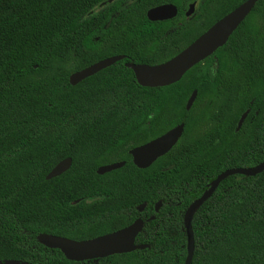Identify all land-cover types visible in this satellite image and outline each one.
I'll use <instances>...</instances> for the list:
<instances>
[{"label": "trees", "instance_id": "1", "mask_svg": "<svg viewBox=\"0 0 264 264\" xmlns=\"http://www.w3.org/2000/svg\"><path fill=\"white\" fill-rule=\"evenodd\" d=\"M242 1L0 0V260L183 264L185 207L222 170L264 161V0L173 83L141 86L123 63L170 58ZM165 3L174 17L146 18ZM116 54L123 57L68 82L71 72ZM179 123L168 151L144 168L131 162L130 148ZM65 157L67 169L45 179ZM135 218L142 227L133 242L144 247L128 252L74 261L36 240L87 239ZM190 224L189 264H264V170L221 179Z\"/></svg>", "mask_w": 264, "mask_h": 264}, {"label": "water", "instance_id": "2", "mask_svg": "<svg viewBox=\"0 0 264 264\" xmlns=\"http://www.w3.org/2000/svg\"><path fill=\"white\" fill-rule=\"evenodd\" d=\"M255 0H244L230 11L222 15L203 32L197 35L192 41L180 49L170 58L155 64L134 63L126 61L123 65L129 68L136 82L141 86L157 87L164 86L178 80L181 75L192 65L201 61L210 55L217 47L221 46L235 29V27L243 20L246 14L254 5ZM194 2H190L184 15L187 17L193 11ZM176 8L173 4L165 3L153 6L146 10L145 16L149 20H164L174 17ZM123 55H109L101 58L81 69L71 72L68 75V82L75 84L79 80L95 73L96 71L114 63L121 59ZM195 97V90H192L185 102L187 110L192 104ZM247 111L240 114L234 130H237L241 125ZM183 124L179 123L172 128L166 130L162 134L134 146L128 150L131 157V162L138 168L147 167L157 157L168 151L176 142L182 132ZM70 164V158L65 157L55 163L50 170L45 174L44 178L49 179L63 172ZM123 161L111 162L103 164L95 169L97 174L107 172L109 170L120 167ZM264 170V161L250 167H231L226 168L216 174V176L207 185V188L202 193L194 198L184 209L182 221L186 233V253L183 264H189L193 251V236L191 230V216L196 208L207 199L213 192L221 179L230 174H247L252 175ZM160 202L154 204V211L158 209ZM143 204L137 207L141 210ZM153 216H150L151 219ZM142 227V219L135 218L131 223L115 229L113 231L103 233L91 238L74 240L64 236H58L49 233H38L36 240L40 244L49 247L57 248L65 258L74 261L101 258L114 253L128 252L134 249L142 248V244H134L135 235ZM0 264H30L22 260L2 259Z\"/></svg>", "mask_w": 264, "mask_h": 264}, {"label": "flooded vegetation", "instance_id": "3", "mask_svg": "<svg viewBox=\"0 0 264 264\" xmlns=\"http://www.w3.org/2000/svg\"><path fill=\"white\" fill-rule=\"evenodd\" d=\"M194 2V5H195V1H193ZM193 8H194V6H193ZM185 16V15H184ZM186 17V16H185ZM182 49V48H181Z\"/></svg>", "mask_w": 264, "mask_h": 264}, {"label": "rangeland", "instance_id": "4", "mask_svg": "<svg viewBox=\"0 0 264 264\" xmlns=\"http://www.w3.org/2000/svg\"><path fill=\"white\" fill-rule=\"evenodd\" d=\"M185 16H183L182 18H184Z\"/></svg>", "mask_w": 264, "mask_h": 264}]
</instances>
